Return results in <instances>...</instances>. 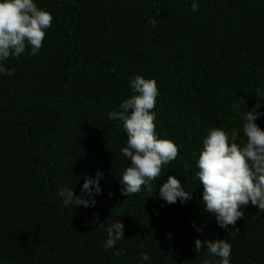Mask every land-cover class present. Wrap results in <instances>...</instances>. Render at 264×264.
Returning a JSON list of instances; mask_svg holds the SVG:
<instances>
[{"label": "trees", "instance_id": "16d2710c", "mask_svg": "<svg viewBox=\"0 0 264 264\" xmlns=\"http://www.w3.org/2000/svg\"><path fill=\"white\" fill-rule=\"evenodd\" d=\"M35 2L53 17L42 48L10 58L14 74L0 76V264H137L145 252L146 264H201L206 249L195 254V239L227 240L231 264H264V212L249 204L231 231L221 230L203 211L195 176L210 128L241 129L244 113L264 112L256 94L264 0H197V12L192 0ZM136 74L156 80L155 131L178 155L152 182L153 195L142 186L127 197L119 185L126 134L107 114L132 95L127 80ZM240 97L245 107L231 110ZM255 123L264 130V117ZM97 171L95 206L65 208L57 189L81 196L84 177ZM169 176L193 191L191 200L162 207ZM115 220L125 226L119 256L103 249Z\"/></svg>", "mask_w": 264, "mask_h": 264}, {"label": "clouds", "instance_id": "9594fccd", "mask_svg": "<svg viewBox=\"0 0 264 264\" xmlns=\"http://www.w3.org/2000/svg\"><path fill=\"white\" fill-rule=\"evenodd\" d=\"M193 12L199 10L197 0L190 5ZM52 14L37 6L35 0H0V76H11L14 67H7L10 58L18 59L26 53L31 56L39 54L47 30L52 25ZM148 24L153 28L157 20L149 17ZM128 89L132 95L122 100L115 110L107 114L110 120L120 122L126 134L125 146L120 149L129 165L120 178V194L131 196L139 193L142 186L155 193L152 182L162 176V168L174 161L178 147L174 142L159 138L155 131L156 98L159 95L156 80L136 74L129 76ZM257 96L264 97V88H256ZM245 107L243 97L236 98L230 105L231 110L239 112ZM264 117V112L247 111L241 117V129L226 131L214 127L208 130L202 139V147L195 159V176L202 185L201 202L204 213L214 217L216 225L224 231H231L237 220L244 215L243 208L249 204L264 212V130L255 121ZM238 140L240 142H238ZM99 171L94 177H84L81 186L83 195H74L73 188L60 187L56 197L65 208L73 205L84 208L94 207L96 195L101 193ZM192 192L186 191L181 181L173 176L160 186L158 197L164 205H181L192 199ZM111 196V193H109ZM102 222L97 226L104 227ZM192 227L202 232L204 225ZM125 226L115 220L106 227L105 251L114 249L113 255H123L122 250L115 249L118 241L125 240ZM171 237V233L166 234ZM195 254L206 249L201 264H231L232 246L225 239L193 242ZM150 261L148 253L138 257L137 264Z\"/></svg>", "mask_w": 264, "mask_h": 264}]
</instances>
